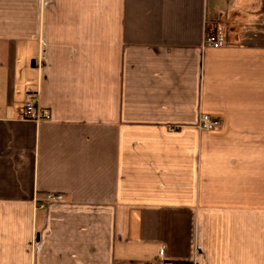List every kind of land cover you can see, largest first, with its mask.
Returning <instances> with one entry per match:
<instances>
[{
  "label": "crops",
  "instance_id": "0c3cea01",
  "mask_svg": "<svg viewBox=\"0 0 264 264\" xmlns=\"http://www.w3.org/2000/svg\"><path fill=\"white\" fill-rule=\"evenodd\" d=\"M168 260L264 264V0H0V264Z\"/></svg>",
  "mask_w": 264,
  "mask_h": 264
},
{
  "label": "built area",
  "instance_id": "2783aa9c",
  "mask_svg": "<svg viewBox=\"0 0 264 264\" xmlns=\"http://www.w3.org/2000/svg\"><path fill=\"white\" fill-rule=\"evenodd\" d=\"M228 44L227 34L223 31L207 32L204 38L203 45L208 47H222ZM23 115L25 118L40 121L51 118L49 110L40 105L38 100V92L35 90L29 91L25 98L23 106ZM220 121L209 114H203L200 118L199 127L202 129H214L219 125ZM65 199V194L61 192H48L43 198H36V206L45 208L50 204H58ZM163 264H188L181 260H168Z\"/></svg>",
  "mask_w": 264,
  "mask_h": 264
}]
</instances>
